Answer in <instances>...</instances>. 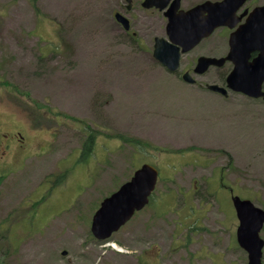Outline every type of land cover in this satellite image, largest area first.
<instances>
[{"label":"rangeland","instance_id":"1","mask_svg":"<svg viewBox=\"0 0 264 264\" xmlns=\"http://www.w3.org/2000/svg\"><path fill=\"white\" fill-rule=\"evenodd\" d=\"M102 2L0 0V142L23 138L0 169L5 261L247 264L229 188L264 207V102L223 100L204 88L211 76L185 84L150 44L119 46ZM145 163L160 171L152 204L109 242L93 239L102 200Z\"/></svg>","mask_w":264,"mask_h":264},{"label":"water","instance_id":"2","mask_svg":"<svg viewBox=\"0 0 264 264\" xmlns=\"http://www.w3.org/2000/svg\"><path fill=\"white\" fill-rule=\"evenodd\" d=\"M156 0H147L151 7ZM235 0H223L222 2H206L196 8L184 13L186 21L177 24L176 21L170 23L168 34L170 42L165 39H157L154 57L172 71L179 67L180 47L183 52H188L197 46L204 38L209 37L213 31L222 26L233 27L231 23L237 7L231 8ZM163 9L165 6H160ZM255 14L264 16V7L258 8ZM201 16L202 19H201ZM188 17L198 18L195 26L188 23ZM250 28V29H249ZM256 37L264 43V23L252 29L250 25H245L237 33L231 35L230 44L238 38L244 40L243 45ZM179 45V46H177ZM260 49V48H259ZM234 59L237 66L227 78V88L234 92L243 93L253 98H264V53L256 59L254 65L243 67L245 58L237 52L232 56V52L226 58L210 59L203 57L199 61L197 71L203 73L210 65L221 66L227 60ZM247 60V55H246ZM200 67V69H199ZM188 83L195 81L188 75L184 76ZM211 91L227 95V89L216 84L208 85ZM159 178L158 169L151 164H144L137 169L132 178L123 184L120 189L111 196L105 198L100 208L93 216L91 232L98 241H105L118 232L135 215L143 210L150 202V197L156 189ZM233 206L239 220L236 239L238 245L247 253L248 264H263L264 240L260 232L264 226V209L253 204L251 200L241 199L239 196L232 197ZM66 256L67 252H63Z\"/></svg>","mask_w":264,"mask_h":264},{"label":"flooded vegetation","instance_id":"3","mask_svg":"<svg viewBox=\"0 0 264 264\" xmlns=\"http://www.w3.org/2000/svg\"><path fill=\"white\" fill-rule=\"evenodd\" d=\"M111 1L112 0H103L105 7H110L112 4L110 7L111 18L112 22L115 24L114 27L116 30L118 44L120 46H127L130 44L136 45L139 49H143V43L150 44L151 49L149 52H147V54L150 55V58H152L154 62H158V64L162 66V69L171 76H176L181 79H184V76L186 75L193 79L211 76L213 78H218V84L226 88V79L233 71H235L237 66L235 60H227L221 66L210 65L203 73H199L197 69L201 58L206 57L212 59H222L226 58L230 52H232V56H234L237 52V59L239 55H243L245 58V63L242 66L243 68L248 66V64L254 65L256 59H258L259 56L264 53V43H261L256 37L250 39L247 45H243L244 40L242 38L234 40L232 42L233 47H231L230 44L231 35L233 33H237L245 25H250V27L254 29L255 27H258L259 24L264 23V16L262 14L258 15L254 13L258 8L264 7V0H235L231 4V8L237 7V5H239L241 2L242 3L239 5L235 14L233 15L231 21L233 27L225 26L217 28L210 37L201 41V43L188 52H183V48L181 46L179 52V67L174 71L161 64L154 58L156 40L163 38L170 42V35L168 34V27L170 23L176 21L177 24H183L186 21L184 13L189 12L190 10L206 2L217 3L223 0H201L196 2L191 0H156L151 7L148 5L147 0H114V3H111ZM162 5L165 6L163 9L160 7ZM202 17L203 16H201V19ZM197 20L198 18L188 17V23L192 24L193 26L196 25ZM156 27H158V29H162L163 33L155 36L154 34L152 35L149 33L147 34V36H149V40L146 41L143 36L144 32L153 31ZM220 40L224 41L226 47L225 52L221 54L218 53ZM213 94L221 97L223 100H228L230 97L240 96L250 100L259 101L258 99H252L251 97L236 93L231 89L228 90L227 95L219 93ZM4 136L5 141L0 142V169L5 168L3 166L7 163L5 162V160L8 158L7 151L9 152L12 146L15 144L14 140L16 138H22V133L13 132L8 136ZM19 146L22 147V145ZM86 190L87 187L81 190V192ZM80 194L78 195L76 193L73 197V200L75 201L76 198L80 196ZM233 194V189L229 188L230 199L232 198ZM232 239L235 243V238L233 236ZM234 243H232V245ZM21 251L22 248H20V253ZM10 254L12 256L11 247L0 251V264H29L26 262L5 261L7 259H11ZM262 262L264 264V248Z\"/></svg>","mask_w":264,"mask_h":264},{"label":"trees","instance_id":"4","mask_svg":"<svg viewBox=\"0 0 264 264\" xmlns=\"http://www.w3.org/2000/svg\"><path fill=\"white\" fill-rule=\"evenodd\" d=\"M33 3H34V8L35 9H38V7H37V5H36V0H33ZM6 86H8L7 84H5ZM15 88V87H14ZM17 89V88H16ZM122 140L124 141V142H128V143H130V144H133V143H131V142H129V140H127V139H125V138H123L122 137ZM138 143V144H137ZM136 144L137 145H139V144H142V141H136ZM144 147H147V146H145V145H143ZM94 147H95V136H93V135H91L90 137H88L87 139H86V141H85V143H84V145H83V149H82V156H81V159L82 160H85V159H87V157L89 156V155H91V151L94 149ZM22 220H24V219H22ZM91 236V235H90ZM93 237V236H92ZM92 237H91V239H92ZM94 239V238H93Z\"/></svg>","mask_w":264,"mask_h":264}]
</instances>
